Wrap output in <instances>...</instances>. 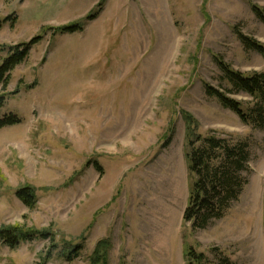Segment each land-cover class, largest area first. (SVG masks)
<instances>
[{
	"label": "rangeland",
	"instance_id": "374dc122",
	"mask_svg": "<svg viewBox=\"0 0 264 264\" xmlns=\"http://www.w3.org/2000/svg\"><path fill=\"white\" fill-rule=\"evenodd\" d=\"M100 1L0 0V20H15L0 28V62L4 46L43 35L7 90L0 85V116L23 118L0 129V227L50 230L47 264H90L103 239L109 264H186L187 245L211 260L217 248L234 264H264V128L205 90L230 88L216 56L241 72L264 71V56L236 32L264 43L253 11L264 0H104L84 30L47 31L85 22ZM190 120L250 151L239 199L195 231L183 222ZM24 185L35 188L34 208L16 195ZM76 243L84 247L69 261L63 254ZM51 246L43 238L0 245V264H38Z\"/></svg>",
	"mask_w": 264,
	"mask_h": 264
},
{
	"label": "trees",
	"instance_id": "16d2710c",
	"mask_svg": "<svg viewBox=\"0 0 264 264\" xmlns=\"http://www.w3.org/2000/svg\"><path fill=\"white\" fill-rule=\"evenodd\" d=\"M103 3L104 0L99 2L98 7L88 14L85 22H72L58 27H48L47 31L50 30L55 35L82 31L86 21L94 20L99 16L103 9ZM253 11L257 18L264 23V7L253 5ZM7 21L14 26L15 20L6 17L0 20V28ZM236 32L245 48L257 51L264 56V43L250 38L240 30ZM42 38L43 35H37L29 41L4 46L7 56L0 62V85L3 91H6L10 84L12 71L27 59L32 47ZM216 61L222 72V78L227 81L230 88L225 91L206 83L207 94L216 97L224 107L235 112L244 123L256 128H264V71L241 72L232 68L221 56H216ZM33 86V84L29 85L30 88ZM231 93L246 94L252 98V103L235 99L230 95ZM5 102L6 96L1 94L0 109L5 106ZM22 122L23 118L17 114H4V116H0V129ZM186 129V157L192 182L183 213V222L184 225L189 224L191 230L195 231L206 228L212 219L222 218L232 202L239 199L247 182L241 173L249 170L250 151L246 142L232 143L214 133L206 135L199 133L198 126L193 120L188 122ZM171 133L172 131L166 140V145L171 142ZM94 164L97 171L103 174V166L98 162ZM16 195L29 208H34L37 203L35 188L30 185L19 187ZM39 238L52 241L51 248L43 256V261L38 263L47 264L56 246L54 244L55 236L50 230L27 229L20 226L0 227V245L12 249L19 247L23 242ZM110 246L109 239L100 240L94 255L90 258V264H109ZM70 247L63 256L67 260L73 261L80 256L84 245L76 243L71 244ZM214 252H216V258L211 260L204 252L197 250L192 245H187L184 254L186 264H234L223 251L216 248Z\"/></svg>",
	"mask_w": 264,
	"mask_h": 264
}]
</instances>
